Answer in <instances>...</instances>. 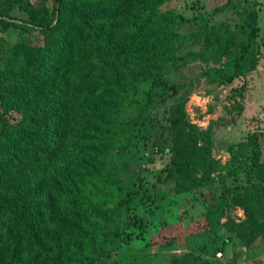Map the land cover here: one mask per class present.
<instances>
[{"label": "trees", "instance_id": "1", "mask_svg": "<svg viewBox=\"0 0 264 264\" xmlns=\"http://www.w3.org/2000/svg\"><path fill=\"white\" fill-rule=\"evenodd\" d=\"M169 1L0 0V264H149L131 255L177 242L163 230L182 201L199 230L164 264L264 243V106L224 161L221 119L199 127L185 108L203 81L229 86L240 115L264 58L260 2L183 15ZM223 10L232 21L211 22ZM155 155L167 161L151 172Z\"/></svg>", "mask_w": 264, "mask_h": 264}, {"label": "rangeland", "instance_id": "2", "mask_svg": "<svg viewBox=\"0 0 264 264\" xmlns=\"http://www.w3.org/2000/svg\"><path fill=\"white\" fill-rule=\"evenodd\" d=\"M199 1L200 5L206 9L207 12L218 5L221 0H170L165 3L163 7L173 8L183 15H189L192 9V4ZM259 19H260V36L264 37V0H259ZM198 8V6H197ZM202 10V9H201ZM220 20L232 21V15L228 10L217 11L211 16V22H218ZM264 52V46L261 48ZM188 73V70H187ZM241 78L235 79L232 86H237L241 83ZM245 90L243 96L237 98L242 104V110L239 116L234 120H230V113L226 111L228 106L226 95L229 86L206 85L200 81L198 86L189 94L188 100L185 103L188 119L193 123H198L199 127H205L210 120L221 119L217 122L212 135V155L220 161H224L228 157L227 146L235 144L239 141L253 125L260 122L264 106V64L260 62L256 65V69L248 73L245 77ZM212 110L207 111L208 107ZM167 161V155H155L150 164L151 172L161 167ZM152 173L149 174V179L152 178ZM158 187L166 189L163 184H158ZM170 199L174 202L173 194L168 192ZM180 204V202H176ZM183 205V206H182ZM182 205L176 206V214L182 215V207L186 209L185 215L179 218L171 217L168 219L166 227H164L165 235H173L176 241L170 249L158 250L156 248L146 249L140 254H134V259L143 260L149 264H164L170 253H178L184 251L186 245L184 240L189 234L195 232L198 227L195 222L188 220L190 216L197 214V209L192 208L189 203L182 201ZM234 221L236 217H242V211L236 208L234 211ZM165 216L169 213L165 212ZM224 219H222L223 221ZM180 243L183 246H179ZM257 245H259L257 243ZM127 256L123 255L122 259ZM218 264H264V243L260 244V248L255 253L254 249L245 247L244 245L236 244L234 240L227 246L225 253L219 257Z\"/></svg>", "mask_w": 264, "mask_h": 264}, {"label": "built area", "instance_id": "3", "mask_svg": "<svg viewBox=\"0 0 264 264\" xmlns=\"http://www.w3.org/2000/svg\"><path fill=\"white\" fill-rule=\"evenodd\" d=\"M263 63L264 64V58L260 59L259 63ZM197 125H199L198 123H196ZM216 255L217 256H220V253L219 252H216Z\"/></svg>", "mask_w": 264, "mask_h": 264}]
</instances>
